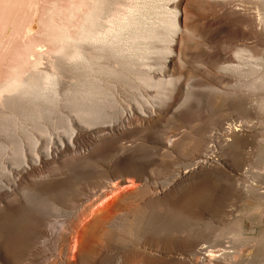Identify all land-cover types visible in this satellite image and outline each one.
I'll list each match as a JSON object with an SVG mask.
<instances>
[{"label":"rangeland","instance_id":"374dc122","mask_svg":"<svg viewBox=\"0 0 264 264\" xmlns=\"http://www.w3.org/2000/svg\"><path fill=\"white\" fill-rule=\"evenodd\" d=\"M97 3L0 0V264H264V0Z\"/></svg>","mask_w":264,"mask_h":264},{"label":"bare ground","instance_id":"6f19581e","mask_svg":"<svg viewBox=\"0 0 264 264\" xmlns=\"http://www.w3.org/2000/svg\"><path fill=\"white\" fill-rule=\"evenodd\" d=\"M101 2V1H100ZM262 2V1H261ZM100 5V3H99V0H98V3H97V5ZM102 4L104 5V3L102 2ZM101 4V5H102ZM103 5L101 6L102 7V9H103ZM99 8H100V6H98ZM96 8H97V6H96ZM113 10V9H112ZM97 10H95V13L94 14H96L97 13V15H100V13L101 12H99V9H98V12H96ZM100 11H102V10H100ZM133 13V12H132ZM95 17V16H94ZM94 17H92V19H90V23L92 22V24L93 23H95V27H96V25L97 24H99V23H97L98 21H97V19H96V17H98L99 18V16H96L95 18ZM101 17V16H100ZM93 18L95 19V22L93 21ZM130 19V18H129ZM126 20V19H125ZM136 20V19H135ZM264 20V19H263ZM263 20H261V21H263ZM89 21V20H88ZM97 21V22H96ZM121 21H122V25H123V20L121 19ZM120 21V22H121ZM131 21V20H130ZM128 22L127 21V23H126V25H125V27L127 28V27H131L132 26V23L134 22V21H132V23L131 22ZM119 22V23H120ZM171 22V21H170ZM97 23V24H96ZM116 23H117V21H116ZM91 24V25H92ZM113 24H115V23H113ZM119 25V24H118ZM134 25V24H133ZM169 25V24H168ZM117 26V25H116ZM169 26H171V29L172 30H175V32H176V30H178L177 29V22H176V18H174L173 19V21L171 22V24L169 25ZM88 27V26H87ZM86 27V28H87ZM90 27V26H89ZM94 27V24L92 25V28H87V29H91V30H87V31H91V32H88L87 33V31H85L86 32V35H84L83 36V40L84 41H87V42H91V43H95V44H97L98 43V45H99V43H103L104 42V38L103 37H101V34H100V32H98V31H96V30H99V29H97L98 27H96L95 28ZM122 27H124V26H122ZM120 28H121V25H120ZM120 28H119V30H120ZM125 28V29H126ZM92 29H93V32H92ZM96 29V30H95ZM131 29V28H130ZM195 29V28H194ZM86 30V29H85ZM95 30V31H94ZM123 30V29H122ZM148 31V30H147ZM84 32V33H85ZM119 32V31H118ZM144 32V31H143ZM102 33V32H101ZM109 33V32H108ZM107 33V34H108ZM112 33V32H111ZM141 33V32H140ZM145 33H147V32H145ZM107 34H105V35H107ZM110 34V33H109ZM115 34H116V31H115ZM120 34V33H119ZM122 34V33H121ZM142 34V33H141ZM144 34V33H143ZM151 34H152V32H151ZM182 34V33H181ZM180 35V34H179ZM178 35V36H179ZM108 36H110V35H108ZM108 36H106V37H108ZM115 36H119L118 35V33H117V35H115ZM122 36V35H121ZM135 36V35H134ZM190 36V35H189ZM197 36V35H196ZM137 37V39H142V35H141V37H140V35H138V36H136ZM146 37H149V35L147 34V36ZM195 37V36H194ZM117 38V37H116ZM121 38V37H120ZM179 38V37H178ZM193 38V37H192ZM115 39V38H114ZM143 39H144V35H143ZM145 39H148V38H145ZM198 39H200V38H198ZM121 40H123V38L121 39ZM120 40V41H121ZM105 41H108V40H105ZM118 41H119V39H118ZM83 42V41H82ZM122 42V41H121ZM183 42V41H182ZM79 43V42H78ZM77 44V43H76ZM83 44V43H82ZM86 44V43H85ZM89 44V43H88ZM87 44V45H88ZM121 44V43H120ZM92 45V44H91ZM76 46H78V45H76ZM99 46H101V45H99ZM80 46H78L77 48H79ZM97 47V46H96ZM93 48H94V46H93ZM86 53V52H85ZM115 53V52H114ZM88 54V53H87ZM91 55V54H90ZM100 55V54H99ZM89 56V55H88ZM87 56V57H88ZM93 56V55H92ZM63 57L64 58H67V60H69V61H83V63L85 62V61H87V59L88 58H86V56H85V54L83 53V51L79 48L75 53H74V55H63ZM90 58V57H89ZM92 59H94L93 57H91ZM102 58H104V57H102L101 56V59ZM98 59H100V57L98 58ZM89 60V59H88ZM91 60V59H90ZM88 62V61H87ZM87 62H85V63H87ZM92 62V61H91ZM97 62V61H96ZM50 63L51 64H53L54 65V63L50 60ZM82 63V62H81ZM75 64V63H74ZM75 65H77V64H75ZM85 65V64H84ZM91 65H94V61L92 62V64ZM99 67H100V65H98ZM102 66V65H101ZM91 67V66H90ZM98 67V68H99ZM97 69V68H96ZM103 69V68H102ZM101 68H100V70H102ZM99 70V69H98ZM41 71V70H40ZM21 72V71H20ZM48 72L49 71H47V74H44V75H41L42 77H41V79H39V80H41L39 83H35V80H34V82L33 81H31V82H22L23 83V85H19V82L17 81V83H18V85L15 83V82H13V81H15V79L12 81L13 83H11V81H10V83L8 84L9 86L7 87L6 86V84L5 85H3V86H0V107L2 106H5L6 107V105L9 103V102H11L13 99H14V96L17 94H20V96L21 95H31V97H32V95H33V97L35 98V99H42V98H44V96H45V93L47 92V91H49L48 89L49 88H53V87H55L56 85H57V83H58V77H57V73H55V72H52V73H50V74H48ZM101 73H102V71H100ZM108 72V71H107ZM44 73H45V71H44ZM105 72H103V74H104ZM39 74V73H38ZM40 75V74H39ZM38 75V76H39ZM22 76V75H21ZM30 76V75H29ZM18 77V76H17ZM19 78H21L20 76H19ZM17 79V78H16ZM23 79V78H22ZM31 79H32V75H31ZM25 79H23V81H24ZM147 80V79H146ZM22 81V80H21ZM36 81H37V78H36ZM150 81V80H149ZM6 83H8V82H6ZM12 84H14V85H12ZM159 84V83H158ZM158 84H156L157 86H159ZM10 85H12V86H10ZM57 87V86H56ZM159 88V87H158ZM82 89V88H81ZM55 90V89H54ZM91 90V89H90ZM96 92V91H95ZM100 92H102V91H100ZM85 93V92H84ZM99 93V92H98ZM12 94L14 95V96H12ZM100 94H102V93H100ZM19 95L17 96V97H20ZM94 96H95V93H94ZM23 97V96H22ZM26 97V96H25ZM25 97H23V98H25ZM30 97V96H29ZM46 97V96H45ZM77 97V96H76ZM78 97H80V96H78ZM77 97V99H79ZM15 98H16V96H15ZM98 98V97H97ZM46 99H48L47 97H46ZM73 99L75 100L76 98H74L73 97ZM82 99V98H81ZM92 99V98H91ZM17 100V99H16ZM28 100V99H27ZM33 100V99H32ZM45 100V99H44ZM19 101V100H18ZM36 101V100H35ZM38 101V100H37ZM47 101V100H46ZM98 101V100H97ZM15 102L16 101H14V104H15ZM29 102V101H28ZM42 102V101H41ZM72 102V101H71ZM11 103H13V102H11ZM41 104V103H40ZM10 105V104H9ZM11 106V105H10ZM13 106V105H12ZM15 106H17V105H15ZM19 106V105H18ZM34 106V105H33ZM75 106V105H74ZM97 106V105H96ZM1 107V108H2ZM39 107V106H38ZM43 107V106H42ZM72 107V106H71ZM82 107V106H81ZM80 108V107H79ZM17 109V108H16ZM40 109V108H39ZM85 109H87V108H85ZM5 110V109H4ZM42 110V109H41ZM10 111V110H9ZM17 111V110H16ZM44 113H45V110H42ZM51 111V110H50ZM49 111V112H50ZM80 111V110H79ZM78 111V112H79ZM1 112H4V111H0V113ZM6 112V111H5ZM43 112H41L42 114H44ZM77 112V113H78ZM51 113V112H50ZM46 114V113H45ZM3 115V114H2ZM4 115H6L5 113H4ZM80 117H88V116H92V117H97V119L95 120V121H100L101 120V118L103 117V111L99 108V107H96V108H94L93 110H86V111H84V110H81V112H79V114H78ZM1 116V115H0ZM9 116H11V115H9ZM14 116V115H13ZM13 116H11V117H8V114H7V119L8 118H14ZM42 116V115H41ZM2 117V116H1ZM1 117H0V121H3V120H1ZM5 119H6V117H4ZM2 119H3V117H2ZM7 119L6 120H4V122L6 121V123L8 122L7 121ZM35 119V118H34ZM33 119V120H34ZM87 119V118H86ZM88 119H90V117L88 118ZM93 119V118H92ZM91 119V120H92ZM9 121L11 120V119H8ZM14 120V119H13ZM82 120V119H81ZM84 120V119H83ZM90 120V121H91ZM35 121V120H34ZM95 121H92V122H95ZM36 122V121H35ZM2 123V122H1ZM37 123V122H36ZM6 124H4V126H5ZM8 125V124H7ZM9 126H10V123H9ZM37 126V125H36ZM5 128H6V126H5ZM232 128V127H231ZM4 129V128H3ZM3 129H2V131H3ZM39 129V128H38ZM228 129H230V128H228ZM236 129V128H235ZM35 130V129H34ZM226 131V130H225ZM232 131V130H231ZM233 131H234V129H233ZM232 131V133L234 134V132ZM226 133H229V132H226ZM235 133H237V132H235ZM211 136H213V135H211ZM210 136V137H211ZM225 136V135H224ZM229 136V135H228ZM231 136V135H230ZM237 136H241L240 134H237L235 137H237ZM31 137V136H30ZM29 137V138H30ZM209 137V138H210ZM214 138H215V136H214ZM213 137L211 138V139H214ZM28 140H30V139H28ZM35 140V139H34ZM34 140L32 139V137H31V143L30 144H32L33 145V143H34ZM227 140V139H226ZM229 140V139H228ZM235 140V139H234ZM37 141V140H36ZM36 141H35V143H36ZM210 141V140H209ZM214 142H215V140H213ZM237 142V141H236ZM219 143V142H218ZM38 144V143H37ZM37 144H35V145H37ZM1 145V144H0ZM19 145V144H18ZM18 145H17V147H16V149L18 148ZM21 145V144H20ZM19 145V146H20ZM200 145V144H199ZM2 146V145H1ZM34 146V145H33ZM237 146V145H236ZM214 147V146H213ZM205 148V147H204ZM210 148H211V146H210ZM237 148V147H236ZM208 149V148H207ZM213 150V149H212ZM0 151H2L1 150V148H0ZM17 151H18V149H17ZM20 151H22V150H20L19 149V151L18 152H20ZM198 152V151H197ZM202 152V151H201ZM213 152V151H212ZM246 152V151H245ZM214 153V152H213ZM212 153V154H213ZM211 154V155H212ZM195 155H197V154H195ZM214 155V154H213ZM212 155V156H213ZM197 157V156H196ZM198 159V164L199 163H205V162H207L208 161V159L210 158V155H208V154H204V153H201V154H198V157H197ZM212 158V157H211ZM203 159V160H202ZM215 159V158H214ZM198 168V167H197ZM183 175H184V173H183ZM111 180V179H110ZM133 181V180H132ZM131 183V182H130ZM117 184V183H116ZM132 185V184H131ZM111 187V186H110ZM134 188V187H133ZM138 188V187H137ZM119 189V188H118ZM114 190V189H113ZM250 191V190H249ZM119 192V191H118ZM126 193H129V192H126ZM131 193V192H130ZM135 193V192H134ZM157 193V192H156ZM102 194V193H101ZM120 195H121V193H119ZM154 194V193H153ZM100 195V194H99ZM112 195H113V193H112ZM111 196V195H110ZM119 196V195H118ZM128 196V195H127ZM121 197V196H120ZM95 198V197H94ZM103 198V197H102ZM107 198V197H106ZM104 199H105V197H104ZM116 199V198H115ZM110 200V199H109ZM114 200V199H113ZM88 201V200H87ZM116 201V200H115ZM124 201V200H123ZM126 201V200H125ZM113 202V201H112ZM104 203V202H103ZM107 203H109V202H107ZM104 205V204H103ZM108 205V204H107ZM115 205V204H114ZM89 206V210H90V208L92 207V206H94V204H92V205H88ZM86 207V206H85ZM100 207V206H99ZM103 208V207H102ZM133 208V207H132ZM107 209V208H106ZM112 210V209H111ZM131 210V209H130ZM92 211V210H91ZM183 211V210H182ZM82 212V211H81ZM108 212H110V211H108ZM127 212V211H126ZM86 213V212H85ZM98 213H100V212H98ZM123 213H125V212H123ZM81 214V213H80ZM89 214V213H88ZM109 214H111V213H109ZM117 214V213H116ZM127 214V213H126ZM100 215V214H99ZM88 216V215H87ZM90 216V215H89ZM111 216V215H110ZM114 216V215H113ZM117 216V215H116ZM132 216V215H131ZM135 216V215H134ZM140 216V215H139ZM92 217V216H91ZM93 218H95V217H93ZM92 218V219H93ZM104 218V217H103ZM108 218H112V217H109L108 216ZM108 218H106L105 219V221L106 220H109ZM84 219V218H83ZM87 219V218H86ZM89 219V218H88ZM137 219V218H136ZM110 220H112V219H110ZM109 220V221H110ZM128 220H130V219H128ZM127 220V221H128ZM89 221V220H88ZM100 220L99 219H94V220H92V221H90V223H88V226H93V225H95L97 222H99ZM102 222H104V221H102ZM106 223V222H105ZM71 224V223H70ZM106 224H108V223H106ZM56 225V224H55ZM126 225V224H125ZM102 227V226H101ZM115 227V226H114ZM66 228V227H65ZM110 228V227H109ZM59 229L61 230V232H65V230L63 231V227H59ZM58 229V230H59ZM233 229V231L230 233L234 238H236V239H239L240 238V232L237 230V229H234V228H232ZM68 230V229H67ZM103 230V229H102ZM117 230V229H116ZM111 231V230H110ZM56 232H58V231H56ZM56 232H54L55 233V235H56ZM60 232V231H59ZM60 232V233H61ZM115 232V231H114ZM113 232V233H114ZM53 233V234H54ZM68 233V232H67ZM62 234V233H61ZM110 234V233H109ZM230 235V236H231ZM74 236V235H73ZM72 236V237H73ZM77 236V235H76ZM79 236V235H78ZM106 236V235H105ZM58 237V236H57ZM62 237V236H61ZM74 238L75 237H73V240H74ZM106 238V237H105ZM112 238V237H111ZM62 240V239H61ZM75 241V245L74 246H76L77 244H78V247H79V243H77V240H74ZM73 241V242H74ZM43 243V242H42ZM69 244V243H68ZM73 246V247H74ZM82 246V245H81ZM80 246V247H81ZM85 246V245H84ZM70 247V246H69ZM72 247V248H73ZM205 247V246H204ZM203 247V248H204ZM76 248V247H75ZM203 248H201V249H197V250H199V251H197V252H194V253H192V254H190L191 256V258L190 259H197L198 258V255L200 254V253H202L203 254ZM74 249V248H73ZM87 249V248H86ZM205 249V248H204ZM72 250V249H71ZM70 250V251H71ZM75 251V250H74ZM78 251H79V253H82L83 254V252H84V249L83 248H81V249H79L78 248ZM87 251H88V249H87ZM91 251V250H90ZM222 251V250H221ZM89 252V251H88ZM212 253V252H211ZM227 253V252H226ZM205 254V253H204ZM214 253H212V255H213ZM229 254V253H228ZM74 255V254H73ZM76 255V254H75ZM127 255V254H126ZM180 255V254H179ZM188 255V254H187ZM210 255V254H209ZM212 255H210V256H212ZM123 256V255H122ZM189 256V255H188ZM214 256V255H213ZM217 256V255H216ZM126 257V256H125ZM136 257V256H135ZM73 258V257H72ZM133 258H134V256H133ZM121 259V258H120ZM125 259V258H124ZM128 260V259H127ZM132 260V259H131ZM131 260H129V261H131ZM191 260V261H192ZM215 260V259H214ZM218 260V259H217ZM118 261H120L119 259H118Z\"/></svg>","mask_w":264,"mask_h":264}]
</instances>
